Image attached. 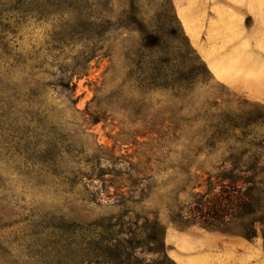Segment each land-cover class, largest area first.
<instances>
[{
	"label": "rangeland",
	"instance_id": "1",
	"mask_svg": "<svg viewBox=\"0 0 264 264\" xmlns=\"http://www.w3.org/2000/svg\"><path fill=\"white\" fill-rule=\"evenodd\" d=\"M177 1L0 0V264H264L260 237L171 223L229 155L204 149L215 128L264 138L256 6L180 0L209 45L230 14L240 55L218 64Z\"/></svg>",
	"mask_w": 264,
	"mask_h": 264
},
{
	"label": "trees",
	"instance_id": "2",
	"mask_svg": "<svg viewBox=\"0 0 264 264\" xmlns=\"http://www.w3.org/2000/svg\"><path fill=\"white\" fill-rule=\"evenodd\" d=\"M151 38L145 34V40L150 41ZM154 41L158 45V39L154 38ZM66 74L79 73L70 70ZM70 92L73 93V89ZM256 118L264 119V116L258 113ZM252 126L256 123L251 119L233 116L232 121L215 128V136L203 144L204 149L231 143L229 155L219 161L214 172L204 173L206 178L196 185L202 191L177 209L171 223L180 228L198 225L248 241L260 237L264 243V138L256 139ZM113 227L109 223L90 226L92 232L110 231Z\"/></svg>",
	"mask_w": 264,
	"mask_h": 264
},
{
	"label": "crops",
	"instance_id": "3",
	"mask_svg": "<svg viewBox=\"0 0 264 264\" xmlns=\"http://www.w3.org/2000/svg\"><path fill=\"white\" fill-rule=\"evenodd\" d=\"M248 3L250 6H256L255 11L256 14L260 17L259 22L262 24V28L264 29V0H248ZM258 5L263 6L262 8H257ZM177 7L183 9V14L186 15V20L188 21L189 28L191 31L196 35V38H192L189 33L187 35L191 39L193 43L196 44V46L199 48V51L201 52V56L205 58H211V60L215 63L222 64L226 59H230L232 57H237L240 55V53L236 49H230L232 48V45H230L229 37L231 36V32L227 29V25L230 21L229 15L228 16H218L213 19V25L209 24L210 32L212 33V44L204 42L203 39L199 40V27L198 24L195 22V12L190 11V9L186 8L184 4L179 0L177 1ZM178 15V12H177ZM179 17V15H178ZM179 20L181 21L183 25L182 19L179 17ZM184 30L186 31L185 26L183 25ZM210 39V42H211ZM220 50H222L220 52ZM217 52V54L215 53ZM207 62V61H206ZM222 80H231L233 83L237 82V74H231L227 72V76Z\"/></svg>",
	"mask_w": 264,
	"mask_h": 264
}]
</instances>
